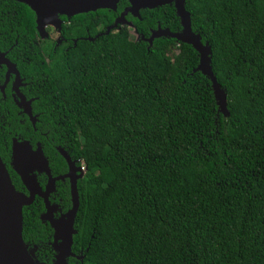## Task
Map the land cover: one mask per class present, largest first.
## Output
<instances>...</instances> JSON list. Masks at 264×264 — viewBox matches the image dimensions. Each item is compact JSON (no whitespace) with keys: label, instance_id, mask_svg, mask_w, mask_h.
Segmentation results:
<instances>
[{"label":"trees","instance_id":"trees-1","mask_svg":"<svg viewBox=\"0 0 264 264\" xmlns=\"http://www.w3.org/2000/svg\"><path fill=\"white\" fill-rule=\"evenodd\" d=\"M124 5L60 16L56 44L40 38L26 4L0 0V51L36 116L33 126L0 92L12 184L24 192L9 164L13 141L38 145L50 169L65 167L57 147L84 163L67 264H264V0H185L228 116L190 44L142 39L157 25L180 29L172 4L94 37ZM60 193L69 209L68 189ZM42 210L39 198L22 207V238L35 261L53 264Z\"/></svg>","mask_w":264,"mask_h":264},{"label":"water","instance_id":"water-1","mask_svg":"<svg viewBox=\"0 0 264 264\" xmlns=\"http://www.w3.org/2000/svg\"><path fill=\"white\" fill-rule=\"evenodd\" d=\"M26 4L34 12L36 29L40 38L48 37L47 26H53L58 32L61 30L62 20L60 16L70 18L78 13L96 11L97 9L116 10L120 0H15ZM128 5L124 7L115 21L107 26L100 34H107L113 29H119L118 25L125 23V15L129 13L133 17L139 18L140 9H153L162 5L172 4L175 14L179 18L180 29L170 31L169 28H162L157 25L151 29L150 35L144 41L148 46L152 44L154 38L163 36L174 38L178 42L190 44L198 54V64L194 70L200 71L205 75L213 91L214 99L218 111L224 116H228L226 108V96L220 88L210 65L211 49L207 41L202 42L200 34L192 31L190 14L185 9V0H126ZM93 38H88L92 40ZM61 39H57L56 44ZM0 64L6 67V76L12 73L15 76L13 82L14 92L18 95V106L27 114L32 124L35 118L31 113L30 102L18 93V86L22 85L19 79V72L14 63L6 56L5 52L0 51ZM59 154L66 160L69 168L70 198L71 207L58 219L51 218V208L49 207L46 195L54 186L55 178H48L44 189L36 181L34 171L45 172L49 176L48 162L43 156L40 147L35 149L27 141H13L10 150L9 164L12 170L18 175L27 193L15 189L10 179L6 166L0 158V264H41L35 261L27 250V246L22 238V207L33 202L35 196L43 198L45 212L42 218L46 219L52 230L53 237L51 247L55 252L53 264H67L66 257L72 255L70 250L72 235L75 233L73 228L74 218L78 209V193L76 180L70 175L72 171L71 161L66 152L57 147ZM66 174V175H67ZM68 176V175H67ZM58 178V177H56ZM60 178H63L61 176ZM77 178V177H76ZM82 258L80 256H76Z\"/></svg>","mask_w":264,"mask_h":264},{"label":"flooded vegetation","instance_id":"flooded-vegetation-1","mask_svg":"<svg viewBox=\"0 0 264 264\" xmlns=\"http://www.w3.org/2000/svg\"><path fill=\"white\" fill-rule=\"evenodd\" d=\"M127 5H128V3H127ZM127 5H124L122 8H121V10L119 11V13L118 14H115L112 18H110V22H109V24H107L106 26H105V28L107 27V26H109V25H111L114 21H115V19L118 17V15L121 13V11L124 9V7H126ZM117 8V7H116ZM131 15L129 14V13H127L126 15H125V23H128V22H130L131 24H132V20H130L129 19V17H130ZM123 25V24H122ZM125 25V24H124ZM97 27H99V25H96ZM121 25H118V27H120ZM163 28V27H162ZM49 29V28H48ZM116 29V28H115ZM105 30V29H104ZM103 30V31H104ZM102 31V32H103ZM99 33H101V32H98V34ZM134 33H135V37H137V34H136V32L134 31ZM60 34V33H59ZM98 34H95L94 35V37H96ZM59 38L62 40L63 39V37L61 36V35H59ZM81 38H92V37H90V36H88V35H86V36H82ZM55 42L57 41V40H54ZM73 41H75V39L73 40ZM3 52H5V56H6V53H7V51H3ZM13 63V62H12ZM2 67H4V71H3V80L2 81H0V92L2 93V98H3V100H5L6 99V96L3 94V92L7 89V90H9L10 91V95H11V99L13 100V102L14 103H16L17 105H18V101H19V98H18V95L16 94V92H14V89H13V82H14V80H15V76H14V74H12V73H10V74H8V76H6V67H5V65H3V64H0V75H1V68ZM19 79H20V82L22 83V85H19L18 86V93H20L21 95H23L24 96V98H25V100L26 101H29V102H31L32 101V97L31 96H26L22 91H21V88L26 84V83H24V81H23V79H22V76H21V74L19 73ZM24 84V85H23ZM30 108H31V104H30ZM31 113H32V110H31ZM25 115H27L26 113H25ZM33 115V114H32ZM33 117L35 118V120H34V124H32V122H31V120L29 119V117L27 116V118L29 119V121H30V123L34 126L35 125V123H36V116L35 115H33ZM67 154V153H66ZM68 155V157H69V159H70V161H71V167H72V171H70V175L73 177V178H75V180H76V183H77V181H78V179H80L81 177H82V175H83V172H81V167H80V164H81V162H80V160L78 159V158H75L74 157V155L72 154V153H70V154H67ZM63 158V157H62ZM63 160H64V165H65V167L64 168H59L58 166H61V165H63L61 162H58V164L56 165V166H53L51 169H50V167H49V164H48V169H49V176L43 171V172H41L40 174H39V176H38V178H37V181H38V183H39V185L41 186V188L42 189H44V187H45V185H46V182H47V180H48V178H55L54 179V186H52V188H51V190L49 191V193L46 195V197H47V200H48V204H49V207L51 208V218L52 219H58L59 218V216H61L62 214H64L67 210H68V208L67 207H64V205H65V202H64V200L62 199V194H64V193H60L61 192V190L63 191L65 188H67L68 189V192H69V194H70V183H71V179H70V177H69V174H67V173H69V168H68V164H67V162H66V160L63 158ZM48 162V161H47ZM44 176H43V175ZM68 176H67V175ZM61 176H63V178H60ZM56 177H58V178H56ZM77 177V178H76ZM43 179H44V182H43ZM41 182H43V184L41 185ZM25 193H27V191L25 190V188H24V190H23ZM34 198H39L40 199V201L42 202V206H43V210L42 211H40L39 212V215H40V217L42 218V216L44 215V212H45V205H44V200H43V198H41V197H39V196H35ZM71 202V201H70ZM41 213V214H40ZM43 220H45V223L50 227V229H51V238L53 237V230H52V228H51V226H50V224H49V222L46 220V219H44V218H42ZM51 241H52V239H51Z\"/></svg>","mask_w":264,"mask_h":264},{"label":"rangeland","instance_id":"rangeland-1","mask_svg":"<svg viewBox=\"0 0 264 264\" xmlns=\"http://www.w3.org/2000/svg\"><path fill=\"white\" fill-rule=\"evenodd\" d=\"M46 28H49V30L47 31L48 33V37H50L52 40H57L59 39V32L53 27V26H47ZM131 35L132 37L135 38V33L134 31L131 30Z\"/></svg>","mask_w":264,"mask_h":264},{"label":"built area","instance_id":"built-area-1","mask_svg":"<svg viewBox=\"0 0 264 264\" xmlns=\"http://www.w3.org/2000/svg\"><path fill=\"white\" fill-rule=\"evenodd\" d=\"M80 167H81V169H80L81 172H84V170H85V165H84V163H81V164H80Z\"/></svg>","mask_w":264,"mask_h":264},{"label":"clouds","instance_id":"clouds-1","mask_svg":"<svg viewBox=\"0 0 264 264\" xmlns=\"http://www.w3.org/2000/svg\"><path fill=\"white\" fill-rule=\"evenodd\" d=\"M85 171V170H84ZM84 173V172H83Z\"/></svg>","mask_w":264,"mask_h":264}]
</instances>
